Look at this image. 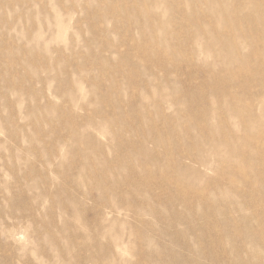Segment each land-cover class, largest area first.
I'll return each instance as SVG.
<instances>
[{"label":"bare ground","instance_id":"bare-ground-1","mask_svg":"<svg viewBox=\"0 0 264 264\" xmlns=\"http://www.w3.org/2000/svg\"><path fill=\"white\" fill-rule=\"evenodd\" d=\"M124 2L127 0H92L91 6L95 10L92 11L90 6L86 9L88 29L93 33L87 44L93 48L98 41L100 50H89L90 55L77 62L75 73L82 78L77 86L89 95V99L99 103L89 107L86 114L77 112L72 115L71 120L64 108L49 105L46 99L41 107L34 105L30 108L37 115H56L55 132L60 136L69 135L67 144L70 146L64 162L56 168L62 176L54 190L58 197L54 203L64 207L67 200L61 195L66 193L70 205L80 209L81 200L96 191L109 206L122 205L127 215L126 219L116 217L107 225L97 223L93 236L89 230L74 236L70 233L74 224L68 220L61 231L64 232L66 227L69 229L71 242L79 236L93 249V257L99 264L102 257H106V261L101 264H118L110 254H105L104 239L119 237L120 228L128 225L135 239H141L143 247L149 246L156 223L165 226L171 242L186 243V235L190 232L200 244L205 237L213 236L227 248L226 260L230 264H252V245L260 246L259 257L264 254V236L253 233L264 222L260 223L254 215L246 192H237V189L248 183L259 186L264 192V0ZM113 8L115 15L120 17L117 20L111 14ZM57 13L54 20L63 22ZM77 30L80 31L81 27ZM116 32L126 46L136 44L146 50L148 61L154 60L156 51L161 52L163 61L155 64L160 68L156 71H168L184 64L186 72L179 81L181 87L174 89L173 80L167 79L164 85L168 90L161 89L154 72L139 95L140 106L128 110L126 101H121L120 89L123 83H127L124 84L127 96L138 95L131 77V69L137 62L132 61L126 51L116 57L112 55L117 45L112 35L117 37ZM127 34L130 41L124 37ZM199 50L211 61L198 63ZM102 51L109 54L103 55ZM90 67L96 68L97 72L89 71ZM196 68L203 69L207 79L194 87L190 70ZM119 70L122 73L120 78ZM236 70L245 72L243 80L236 79ZM69 75L65 72L64 75L55 74L59 83L64 81L62 92H66V96L70 92L66 82L71 88L74 85L68 81ZM225 84L229 87L225 88ZM256 85H261L260 92L255 90ZM208 86L213 91L220 88L223 98L216 102V97L209 95L213 92ZM32 96L36 97L35 94ZM164 98L172 104L171 111L165 110ZM215 112H219L218 117L222 112L230 113L237 121V128H229L221 122L213 123L210 115ZM135 115L139 116L137 124L133 121ZM98 116L101 117L99 125L96 122ZM82 119L98 126L87 133L79 125ZM97 132H111L117 145L98 146ZM181 132L185 133L184 138L180 137ZM132 133L139 139L133 140ZM148 141L164 151L148 147ZM33 142H36L35 138ZM51 145L55 149V143L51 142ZM108 148L112 156L105 154ZM51 151L47 149L46 154ZM184 155L193 160L194 156L201 163L215 162V171L210 175L202 174L194 166L181 162ZM189 180L193 182L191 196L199 197L207 191L215 201L213 212L202 207L201 202L193 206L177 205ZM82 186L86 189L83 190ZM154 188L156 193L164 195L165 200L160 205L155 203L151 191ZM70 190L75 196H70ZM229 192H236L239 200L228 199ZM227 214H232L233 218L227 220ZM213 216L216 223L211 222ZM158 218L162 222H157ZM145 221L146 225H142ZM190 221H194V225L177 229L178 224ZM170 228L171 234L168 232ZM55 237L50 239L56 245ZM245 243L249 245L246 247ZM235 246L236 251L232 250ZM186 247L184 244L179 253L167 249L168 263L172 258L183 256ZM197 256L202 255L192 250L191 261L195 264Z\"/></svg>","mask_w":264,"mask_h":264},{"label":"rangeland","instance_id":"rangeland-1","mask_svg":"<svg viewBox=\"0 0 264 264\" xmlns=\"http://www.w3.org/2000/svg\"><path fill=\"white\" fill-rule=\"evenodd\" d=\"M90 1L92 2V0H0V264H99L93 257V249L83 243L79 236L73 242L69 241V232L73 230L70 233L77 236L89 230L93 236L97 223L102 222L107 225L116 217L127 218L122 205L109 206L99 197L101 193L99 192L98 195L96 191H92L81 200L80 209L70 205L69 195L66 193L61 195L64 196L65 201L67 200L64 207L61 208L54 203L58 198L54 190L61 182L62 176L56 168L64 162L62 160L70 146L67 144L69 135L60 136L58 132H55L53 125L57 121L56 115L49 117L37 115L30 109L34 105L41 107V103L46 99L49 100V105L64 108L67 111V118L71 120L72 115L77 112L86 114L85 111L87 112L89 107L99 103L89 99V95L81 91L77 82L82 81V78L75 73L77 62L82 61L83 56L87 58L90 55L89 50L93 48L100 50L98 41L93 44V48L87 44L93 33L88 29L86 9L90 6L92 11L95 10ZM56 13L57 16L58 14L61 16L63 22L54 20ZM115 13V8L111 9L112 16L117 20L120 17ZM79 27H81L80 31L77 30ZM131 32L134 31L131 29ZM112 37L117 42L112 55L116 57L121 51H126L131 60L137 62L131 69V77L134 80V87L137 86L138 95L127 96L128 91L124 85L127 83H123L120 89L121 101H126L125 106L128 110H134L140 106L139 95L144 92L146 81L154 72L158 75L161 89L168 90L164 85L167 79L173 80L174 89L181 87L179 81L184 78L186 72L184 64L174 66L168 71H156L160 68H157L155 64L158 65L163 61L161 52L156 51L154 60L148 61L146 50L136 44L126 46L127 44L119 39V34H117L118 38L116 35ZM124 37L129 39V34ZM242 51L246 53V50ZM102 54L109 53L102 51ZM65 58L66 61L63 60ZM209 61H211L210 57L203 56L199 50L197 62L201 64ZM89 71L97 72V69L90 67ZM190 71V81L194 87L207 79L203 69L196 68ZM64 72L70 74L68 81L74 84L71 88L66 82L70 91L67 96L66 92H62L64 81L59 83L58 78L55 77V74L64 75ZM235 72L237 80L245 78L243 70ZM118 75L119 78L122 77L120 70ZM223 86L229 87L228 84ZM131 89L134 90L132 87ZM208 89L213 92L209 95L216 97V102L223 98L220 88L213 91L208 86ZM255 90L260 92L261 85H256ZM34 94L38 98L32 96ZM162 101L166 111L173 109L167 98ZM106 104L111 105L109 102ZM217 114L219 112L210 115L213 123L221 122L229 128H237V121L230 113L222 112L221 117ZM138 118V115L133 117L136 124ZM100 119L101 117L98 116L96 120L98 125L101 123ZM79 125L87 133L98 126L91 125L86 119H82ZM184 135L185 133L181 132L180 137L184 138ZM96 136L98 146L117 145L112 140L111 132H97ZM131 138L138 140L139 136L132 133ZM51 142L55 143V149ZM147 146L156 147L150 141L147 142ZM47 149L52 150L51 154H46ZM156 149L158 152L164 151L160 147ZM107 151L105 150L107 156L113 155L110 148ZM192 157L194 160L184 155L181 157V162L194 166L205 175L215 171V162L201 163L197 162L199 159ZM262 173L263 170L260 175ZM259 177L257 175L258 179ZM82 188L86 189L85 186ZM185 189V193L177 201L179 207L193 206L201 202L202 207L213 212L212 206L215 201L207 194V191L199 197L191 196L193 189L191 180L187 182ZM151 191L155 203L160 205L165 200L164 195L160 192L156 193L155 188ZM239 191L246 192L254 215L260 223H263L264 200L257 202L258 199H264L262 189L247 183L237 189V192ZM70 193V196H75L73 191L70 190ZM173 194L172 192V196ZM236 194V192H229L228 199L239 200ZM232 218V214L226 215L227 220ZM66 220L71 221L74 226L70 231L66 227V230L62 232L61 228H64L62 226L65 225ZM157 222L162 220L158 218ZM211 222L216 223L215 216L211 218ZM141 224L146 225V221ZM191 224L194 225V221L178 224L177 229L184 230ZM112 228L108 230L111 231ZM120 231L119 237L112 240L104 239L102 242L105 254H110L118 264H195L191 261L192 250L202 255L197 256L196 264H230L226 260L227 248L213 236L205 237L200 244L195 234L190 232L186 235V243L179 240L171 242L166 236L165 226L156 223L154 231L151 232L153 237L151 244L143 247L142 240L135 239L128 225L121 227ZM168 232L171 234L172 228ZM253 233L264 236V225ZM51 237H55L56 245L50 239ZM184 244H187L184 255L172 258L168 263L166 250L179 253L183 251ZM227 245L228 248L231 247V244ZM244 245L247 247L249 244ZM252 247L254 249V253L251 254L252 264H264V254L260 257L257 255L260 252V246L252 245ZM235 248L236 246L232 250L236 251ZM101 259L100 264L105 263L106 257ZM242 259L246 260V257Z\"/></svg>","mask_w":264,"mask_h":264}]
</instances>
